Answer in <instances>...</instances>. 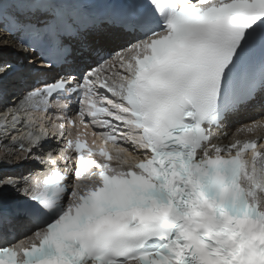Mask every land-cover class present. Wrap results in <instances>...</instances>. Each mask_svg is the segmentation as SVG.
I'll return each instance as SVG.
<instances>
[{
    "label": "snow or ice",
    "instance_id": "1",
    "mask_svg": "<svg viewBox=\"0 0 264 264\" xmlns=\"http://www.w3.org/2000/svg\"><path fill=\"white\" fill-rule=\"evenodd\" d=\"M0 264H264V0H0Z\"/></svg>",
    "mask_w": 264,
    "mask_h": 264
},
{
    "label": "bare ground",
    "instance_id": "2",
    "mask_svg": "<svg viewBox=\"0 0 264 264\" xmlns=\"http://www.w3.org/2000/svg\"><path fill=\"white\" fill-rule=\"evenodd\" d=\"M7 43H9L13 48H18V45L11 37L8 38Z\"/></svg>",
    "mask_w": 264,
    "mask_h": 264
}]
</instances>
